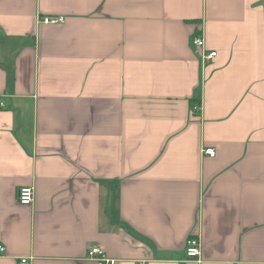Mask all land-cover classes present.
Masks as SVG:
<instances>
[{"label": "crops", "instance_id": "0c3cea01", "mask_svg": "<svg viewBox=\"0 0 264 264\" xmlns=\"http://www.w3.org/2000/svg\"><path fill=\"white\" fill-rule=\"evenodd\" d=\"M0 102V264H264V0H0Z\"/></svg>", "mask_w": 264, "mask_h": 264}, {"label": "built area", "instance_id": "2783aa9c", "mask_svg": "<svg viewBox=\"0 0 264 264\" xmlns=\"http://www.w3.org/2000/svg\"><path fill=\"white\" fill-rule=\"evenodd\" d=\"M43 23H59L63 21L62 15H51V16H44L40 19ZM192 43L199 49H202L204 47V42L202 37L200 36H194L192 38ZM215 56V52H209L207 54H203V58H211ZM3 106V103L0 102V108ZM194 112H197L199 110V106H193L192 107ZM205 153L213 155L214 151L212 148H208L205 150ZM33 188L31 186H25L21 187L18 190L17 193V199L18 202L21 204H30L33 201ZM4 252V246L0 244V253ZM200 253L199 249V241L196 237H189L186 241V249H185V255L187 258H196L198 257ZM87 256L94 259L96 261V264H115V260L106 257L104 252L100 250L97 247L88 249Z\"/></svg>", "mask_w": 264, "mask_h": 264}, {"label": "trees", "instance_id": "16d2710c", "mask_svg": "<svg viewBox=\"0 0 264 264\" xmlns=\"http://www.w3.org/2000/svg\"><path fill=\"white\" fill-rule=\"evenodd\" d=\"M193 106H198V105L192 102L191 107H193Z\"/></svg>", "mask_w": 264, "mask_h": 264}]
</instances>
